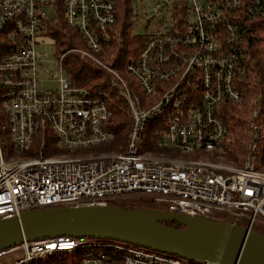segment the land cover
I'll return each mask as SVG.
<instances>
[{
	"label": "built area",
	"instance_id": "2783aa9c",
	"mask_svg": "<svg viewBox=\"0 0 264 264\" xmlns=\"http://www.w3.org/2000/svg\"><path fill=\"white\" fill-rule=\"evenodd\" d=\"M164 1L171 25L147 36L145 46L126 64V78L99 58L110 41L109 31L119 22L116 0H0L2 131L12 153L21 155L17 160L7 157L0 141V220L145 197L154 209L231 222L264 234L262 99L250 113L248 154L242 165L217 155L228 135L225 107L243 102L239 85L251 62L249 44L264 40V0ZM49 9L55 14H48ZM60 16L77 31L84 47L59 55L48 31ZM140 22L133 16L132 36H137ZM48 39L54 43L60 77L56 90L40 91L43 54L38 46ZM71 53L105 69L112 76L111 91L75 86L64 64ZM112 92L133 120L125 150L113 146ZM47 131L61 151L98 152L48 156ZM112 147L124 151L100 153ZM146 249L62 236L2 251L0 264H38L62 253L81 255L78 264H211Z\"/></svg>",
	"mask_w": 264,
	"mask_h": 264
},
{
	"label": "water",
	"instance_id": "95a60500",
	"mask_svg": "<svg viewBox=\"0 0 264 264\" xmlns=\"http://www.w3.org/2000/svg\"><path fill=\"white\" fill-rule=\"evenodd\" d=\"M62 236L120 241L199 263L264 264L263 233L154 208L63 207L0 220V252Z\"/></svg>",
	"mask_w": 264,
	"mask_h": 264
},
{
	"label": "trees",
	"instance_id": "16d2710c",
	"mask_svg": "<svg viewBox=\"0 0 264 264\" xmlns=\"http://www.w3.org/2000/svg\"><path fill=\"white\" fill-rule=\"evenodd\" d=\"M116 2L119 22L116 27L109 31L110 41L103 47L99 58L105 64L118 70L124 77L129 78L125 74V66L132 57H136L139 54L148 38L132 36L130 33L133 19L131 0H116ZM48 33L55 41L60 55L78 47L77 42L80 47H84L79 42L77 31L68 28L62 16H60L56 28L53 26ZM249 45L252 48V52H250L251 62L248 65L244 80L239 85L243 102L238 105H226L223 112L228 135L218 145L217 155L223 157L229 163L238 161L239 156L248 154L247 145L250 137L247 134V128L250 113L257 100L262 99L264 102V40L260 39L259 41L256 39ZM64 64L66 69L72 74L75 86L95 91H111L112 76L91 60L84 59L77 53H71L66 57ZM112 93L109 107L111 111L110 128L115 134V145L113 146H122V149L124 148L125 150L132 130L133 120L123 100L114 92ZM5 123L6 118L0 112V125H5ZM45 136V154L48 156L54 155V149L59 150L57 145H55L56 140L49 131H47ZM37 147L38 145L34 148L37 149ZM112 148L110 149L112 152L124 151L118 150L116 147ZM91 150L98 152V148ZM154 153L157 155L161 154L159 152ZM259 163V169L264 171V145L260 147ZM112 205L120 206L127 211L135 209L134 207H126L118 203H112ZM166 225L182 228L177 222H169Z\"/></svg>",
	"mask_w": 264,
	"mask_h": 264
},
{
	"label": "rangeland",
	"instance_id": "374dc122",
	"mask_svg": "<svg viewBox=\"0 0 264 264\" xmlns=\"http://www.w3.org/2000/svg\"><path fill=\"white\" fill-rule=\"evenodd\" d=\"M131 3H132L133 16L141 20L140 25L138 26L137 31L135 32L137 36L147 37L155 34L158 30H164L165 28H168L171 25L172 22L171 12L168 10L164 0H131ZM159 3L161 4V7L157 10V6ZM55 12L56 10L54 9L48 10V14L50 15H54ZM77 46H80L78 42H77ZM53 48H54V43L52 42V39L44 40L38 46V50L40 51L41 54H43L42 57L43 62L41 66L38 68V76H37L38 88L40 91H52L58 88V79L60 77L59 68H58L59 61L58 58L53 55ZM46 55L49 56L48 60L46 59ZM47 70L49 71V73L47 72ZM247 134L250 137L249 128H247ZM0 141L2 143L4 152L7 157H12L15 160L21 157V155L16 156L15 154L12 153L13 152L12 145L10 143L9 137L2 131V125H0ZM55 143H56L55 145H57V141ZM261 145L262 146L264 145V131L262 132ZM247 150H248V145H247ZM111 152L112 151L105 148L100 153L108 154ZM94 153L97 152H93L88 148L81 149L78 151H72L70 149L61 151V150H56L55 148L53 151L54 155L66 154L68 156L91 155ZM246 156L247 155L239 156L238 161L230 162V163L240 166L244 162ZM224 161L228 162L226 160ZM259 167H260V163H259ZM149 199L150 198H145V197L143 198L132 197V198H128L127 200L123 199L120 201H116L114 203H118L126 207L128 206L134 208H152ZM146 251L150 253L154 252L147 249ZM80 260H81V255L72 254V253H62L53 258H46L38 264H78ZM9 262L12 263L11 260H9L8 263Z\"/></svg>",
	"mask_w": 264,
	"mask_h": 264
}]
</instances>
